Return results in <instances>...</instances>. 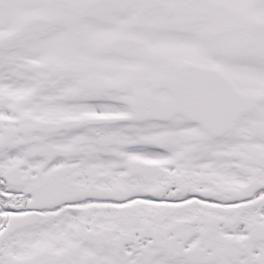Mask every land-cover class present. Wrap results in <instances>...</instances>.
Instances as JSON below:
<instances>
[{"label":"snow or ice","instance_id":"obj_1","mask_svg":"<svg viewBox=\"0 0 264 264\" xmlns=\"http://www.w3.org/2000/svg\"><path fill=\"white\" fill-rule=\"evenodd\" d=\"M0 264H264V0H0Z\"/></svg>","mask_w":264,"mask_h":264}]
</instances>
